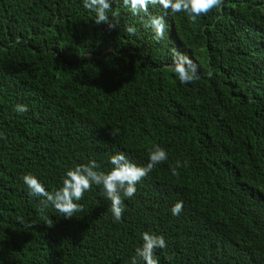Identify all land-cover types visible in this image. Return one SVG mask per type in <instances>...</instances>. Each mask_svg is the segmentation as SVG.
Masks as SVG:
<instances>
[{"label": "trees", "instance_id": "16d2710c", "mask_svg": "<svg viewBox=\"0 0 264 264\" xmlns=\"http://www.w3.org/2000/svg\"><path fill=\"white\" fill-rule=\"evenodd\" d=\"M181 13L157 41L120 0L111 31L82 0H0V264H131L144 232L166 241L159 264H264V0H223L195 23ZM174 49L199 80L167 70ZM154 145L168 160L124 198L120 222L98 186L65 219L38 213L22 180L53 192L78 165L109 172L120 152L146 166Z\"/></svg>", "mask_w": 264, "mask_h": 264}, {"label": "clouds", "instance_id": "9594fccd", "mask_svg": "<svg viewBox=\"0 0 264 264\" xmlns=\"http://www.w3.org/2000/svg\"><path fill=\"white\" fill-rule=\"evenodd\" d=\"M126 8H129L133 16L144 13L147 16L145 27L151 28L154 39L159 41L164 38L166 22L165 16L170 12L172 14H185L191 22L195 23L198 17L207 15L212 9L222 6L223 0H120ZM83 7L95 13V24H106L108 30L116 29L114 19L109 20L108 12L112 7V0H82ZM149 5H159L164 10V15L153 16L149 14ZM105 28V25H103ZM126 32L129 35L136 34V28L126 26ZM20 44L22 41L17 38L14 42ZM259 56L264 57L259 53ZM167 70L174 73L180 84H190L200 79L198 74V65L187 55L173 50V61L166 66ZM208 78L212 77V72L207 74ZM27 105L17 104L13 108L15 113L23 115L28 112ZM98 129L91 135L92 141L95 138ZM114 137L115 133L111 132ZM0 138H4L0 134ZM168 160L167 152L159 145H154L149 151L148 163L146 166H137L132 163L127 155L123 152L112 155L109 158L111 170L107 173L97 171L99 165L96 161H90L86 165H78L74 169L66 172L62 178V186L49 192L37 177L26 174L22 177L24 184L28 189V195L39 197L37 212L43 214L50 206L55 209L61 217L71 219L78 212L83 211V206L76 201L84 197L86 191L92 187L101 188V195L110 201L109 211L111 212L114 222H120L123 217L124 198L131 199L136 193V185L144 179L154 168ZM180 161L171 166L172 175H179L177 169L181 167ZM183 210V202H176L171 208L173 216H179ZM19 223L23 224V217H17ZM31 226V225H29ZM143 241L141 247H138L135 256L131 259V264H159L158 259L154 256L157 249H164L166 241L163 236L154 233L144 232L141 234Z\"/></svg>", "mask_w": 264, "mask_h": 264}]
</instances>
